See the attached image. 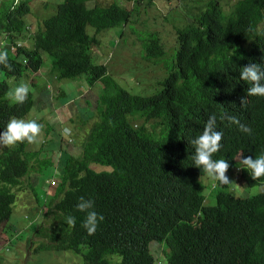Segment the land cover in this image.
<instances>
[{"label": "trees", "instance_id": "16d2710c", "mask_svg": "<svg viewBox=\"0 0 264 264\" xmlns=\"http://www.w3.org/2000/svg\"><path fill=\"white\" fill-rule=\"evenodd\" d=\"M33 1L0 0V51L8 52L12 67L0 64V132L11 118L30 111V120L43 126L37 148L28 150L26 141L0 148V232L8 250L24 241L30 252H72L80 257L76 264H264V179L254 181L245 171L236 190L199 184L201 170L191 159V141L212 114L224 134L213 159L223 156L230 165L232 155H261L254 149L264 147V97H249L241 107L250 85L240 80V71L250 63L264 65V0H193L187 22L173 29L170 47L159 32H137L142 58L160 71L143 88L147 94L117 83L90 50L101 31L121 27L116 36H124L135 5L145 0H124L126 7L116 3L123 0H61L48 7L43 1L41 12L54 7L47 17L32 12ZM224 3H230L228 10ZM25 36L28 45L22 44ZM41 52L49 58L46 73L40 71ZM42 73L57 81L84 76L80 82L92 102L84 98L76 112L83 125L79 137L71 130L73 119L61 123L53 107L39 106L46 94ZM21 83L29 95L18 104L6 93ZM41 107L49 118L36 116ZM225 113L249 125L252 135L222 120ZM60 124L71 133L59 152L53 144L65 135ZM93 163L109 170L95 171ZM42 173L55 185H48L44 200L36 195ZM27 189L40 205L31 221L16 205L17 193ZM207 191L213 204H204ZM80 197L94 201L93 210L104 217L93 235L82 227L86 213L76 210ZM69 215L76 217L74 228L66 224ZM152 242L161 254L150 251ZM9 260L0 251V264Z\"/></svg>", "mask_w": 264, "mask_h": 264}, {"label": "rangeland", "instance_id": "374dc122", "mask_svg": "<svg viewBox=\"0 0 264 264\" xmlns=\"http://www.w3.org/2000/svg\"><path fill=\"white\" fill-rule=\"evenodd\" d=\"M47 6L48 3L53 4V2H59L61 0H34L32 5L34 8L32 12H36L40 17H47L49 14L53 13L54 7L50 12H41L43 7H41L42 2ZM99 4H105L110 0H97ZM115 2V0H113ZM150 3H147V0L135 5L137 12L132 13L130 23L123 26V35L121 38L117 37L116 34L120 31L121 27H114L108 30L101 31L96 34L97 39L99 40V44L95 46H91V55L99 62L105 64L107 68V72L109 75L119 83V80L123 82L126 86L125 89L130 93L135 92L137 89H140L139 92H143L144 94L149 93L148 90H144L150 86L149 80H151L154 74L159 75L160 71L154 67L152 64H149L142 58V53L140 51V41L137 38L138 33L143 34L146 31H156L162 35V40L165 42L166 47H170L173 44V29L175 26L184 25L187 22L188 17H190V8L194 4L193 0H149ZM94 2V0H92ZM121 6L126 7V2L123 0ZM148 4V5H147ZM38 5V9L36 6ZM224 10H228L230 8V3H224L222 5ZM28 20H33L32 18H27ZM86 32L91 34L92 29L87 26ZM26 37L22 41V44H27L28 41ZM175 49V48H174ZM42 58L44 60V66L42 67L41 72L46 73L49 68V58L48 56L41 52ZM92 61L95 63H99L92 58ZM48 67V68H46ZM43 74V73H42ZM49 75V74H48ZM45 79V89L46 94H42L39 100V106L45 105L51 111L53 110L57 113V117L61 123H69V119H73V125L71 126V130H76V135L78 133V137L81 135L83 131V125L79 123L77 119L76 112L80 113L82 109L79 107L84 105V98L88 100L89 98V90L85 85H82L80 79L84 81V76L79 75L75 79H61L57 81L54 77L47 76L43 74ZM143 80L142 82L138 79ZM120 84V83H119ZM121 85V84H120ZM100 86H95L92 90L99 89ZM63 92V95L59 98L52 100H48L54 98L55 96H59ZM134 94V93H133ZM33 95V94H32ZM51 97V98H50ZM90 101V100H88ZM92 102V101H90ZM78 105V108H77ZM45 107H41V110H38L36 116L49 118L47 109ZM55 107V108H54ZM77 109V111H76ZM33 114L35 115V110H33ZM30 113H27L23 118L24 120H30ZM60 124V128L62 129ZM59 130L61 133L63 130ZM69 129V128H68ZM58 132V133H59ZM59 133V134H60ZM71 133V132H70ZM68 134H65L64 137H56L55 144L53 146L61 151L64 147L62 140L66 137L68 138ZM73 136V134H71ZM70 135L69 138H72ZM56 136V134H54ZM59 138V140H58ZM42 134L40 133L37 142L30 144L27 149L32 150L38 147V144L42 141ZM94 166L95 171H100L103 168L105 170H109L108 166H102L98 164H91ZM47 174L42 173L38 182L39 187L36 189V195L38 199L44 200L47 198V187L48 183L43 180ZM54 178L57 180L56 176ZM235 183V182H234ZM233 183V186L236 190L237 184ZM55 186V185H53ZM52 188V187H51ZM255 191V188L251 189L249 193ZM17 193V191L15 192ZM206 194V193H205ZM19 197L16 198L18 209L20 210L19 215L24 214L25 217H28V220H32L33 218H37L35 210L33 209L35 206H40L35 203L34 195L30 190H26L24 192L17 193ZM205 204H213L214 200L210 196H207ZM25 204V206H21ZM34 210V211H33ZM18 214V213H17ZM14 217V213L12 218ZM21 217V216H20ZM31 218V219H30ZM20 219V218H17ZM42 220V218H38ZM14 232H17L15 230ZM34 240H39L41 238L32 237ZM8 238L6 240V235L3 232H0V251L9 259L8 262L11 264H53V263H67L63 262V259L66 257H70L69 261L71 264H76L80 257H76L72 252L63 253L61 252H51L46 250L37 249L36 251H31L30 248H26L25 242L22 241L18 243L15 247V242L10 244V250L7 248ZM7 248L6 251L3 249ZM150 251L155 254H161L160 246L155 243H150L149 245ZM4 251V252H3ZM21 253V254H20Z\"/></svg>", "mask_w": 264, "mask_h": 264}, {"label": "clouds", "instance_id": "9594fccd", "mask_svg": "<svg viewBox=\"0 0 264 264\" xmlns=\"http://www.w3.org/2000/svg\"><path fill=\"white\" fill-rule=\"evenodd\" d=\"M249 31H251V27ZM0 64L7 67L9 71L12 70L11 64L8 63V52L6 50L0 51ZM240 80L250 85L247 89L246 97L240 98L242 108L247 107L249 97H264V65L250 63L244 66L240 71ZM28 95L29 86L24 83L9 89L6 93V97L9 100L18 104H23L28 99ZM221 119L227 120L231 125H236L240 132L249 136L252 135V128L249 125L241 123L236 116L225 113ZM42 127L35 120L26 121L24 119L11 118L4 131L0 132V148L11 149L18 143H24L25 141L28 144L36 143ZM62 130L64 134L70 132V129L67 127H62ZM223 135L222 131L217 130L216 115L212 114L206 121L202 133L191 141L194 149L191 156L192 166L201 170L197 176L199 184L203 181L210 182L212 185L231 184V187L234 188L233 183L239 184L245 171L249 173L251 179L254 181L264 179L263 146L254 149L258 151L255 154H261L255 158L244 156L243 153L229 156L230 165L227 159L221 155L222 159H213L214 154L218 153L222 147ZM48 185L52 186L54 183L50 182ZM205 195L209 196L208 191ZM93 209L94 201L86 200L84 197L79 198L76 210L86 213L82 227L87 231L88 235H93L97 230L99 222L104 220V217ZM65 219L69 228L75 227V216L69 215Z\"/></svg>", "mask_w": 264, "mask_h": 264}, {"label": "crops", "instance_id": "0c3cea01", "mask_svg": "<svg viewBox=\"0 0 264 264\" xmlns=\"http://www.w3.org/2000/svg\"><path fill=\"white\" fill-rule=\"evenodd\" d=\"M5 256V255H4Z\"/></svg>", "mask_w": 264, "mask_h": 264}]
</instances>
